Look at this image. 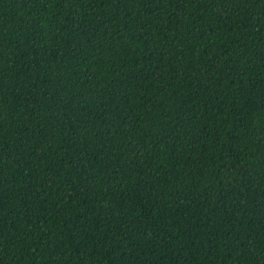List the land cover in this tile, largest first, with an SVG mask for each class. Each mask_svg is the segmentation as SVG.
<instances>
[{"label":"trees","instance_id":"obj_1","mask_svg":"<svg viewBox=\"0 0 264 264\" xmlns=\"http://www.w3.org/2000/svg\"><path fill=\"white\" fill-rule=\"evenodd\" d=\"M0 264H264V0H0Z\"/></svg>","mask_w":264,"mask_h":264}]
</instances>
